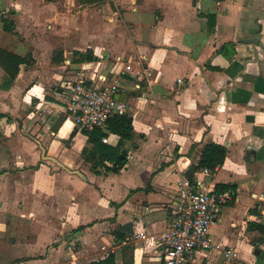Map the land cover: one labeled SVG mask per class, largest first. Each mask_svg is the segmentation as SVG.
<instances>
[{"label":"crops","instance_id":"obj_1","mask_svg":"<svg viewBox=\"0 0 264 264\" xmlns=\"http://www.w3.org/2000/svg\"><path fill=\"white\" fill-rule=\"evenodd\" d=\"M61 3L88 4L75 39L41 27L66 18ZM263 46L264 0H0V48L25 58L13 79L0 65V264L109 253L116 264H161L151 237L194 176L233 199L210 229L214 247L189 264H264L254 254L264 252ZM78 76L118 84L132 137L100 136L124 153L118 172L92 165L89 134L66 113L65 86ZM210 142L226 156L203 175L193 167ZM227 248L238 256L225 258Z\"/></svg>","mask_w":264,"mask_h":264},{"label":"built area","instance_id":"obj_2","mask_svg":"<svg viewBox=\"0 0 264 264\" xmlns=\"http://www.w3.org/2000/svg\"><path fill=\"white\" fill-rule=\"evenodd\" d=\"M124 69H131V65H125ZM137 73L150 75L146 68L137 70ZM65 88L66 113L80 130L103 129L106 120L121 111L115 98L118 90L115 82L98 85L78 76ZM107 140L106 136L102 137V141ZM201 171L203 175L209 173L206 167ZM204 183V177L194 176L190 181L178 184L180 200L174 206L168 227L158 239L151 237L154 243L161 244V264H189L199 250L214 247L209 237L210 229L223 206L233 199V191L206 189ZM136 237L148 239L147 234ZM222 253L225 258L238 256L229 248L223 249Z\"/></svg>","mask_w":264,"mask_h":264},{"label":"trees","instance_id":"obj_3","mask_svg":"<svg viewBox=\"0 0 264 264\" xmlns=\"http://www.w3.org/2000/svg\"><path fill=\"white\" fill-rule=\"evenodd\" d=\"M3 29L7 32L14 33V27L12 23L6 19H2ZM25 58L12 53L8 50L0 48V65L5 70L6 74L13 79L17 72L20 63L24 62ZM89 134V140L93 143L92 149L89 151V159L92 165L95 167L98 164H103L104 161L112 162L111 166L104 165L106 170L112 172H118L126 163L125 155L120 151L119 147H111L100 141V136L107 134L109 131L118 135L120 141L129 139L132 137V119L126 114H113L106 120V125L103 129H94L91 131L83 130ZM226 156V149L224 146L210 142L205 145L201 151L198 163L193 167L195 170L200 168H208L214 170L220 166ZM218 190L225 189L224 186L218 187ZM259 228L264 231L262 227ZM118 237V232L116 233ZM86 264H116L115 256L113 253H109L103 259L87 262Z\"/></svg>","mask_w":264,"mask_h":264},{"label":"rangeland","instance_id":"obj_4","mask_svg":"<svg viewBox=\"0 0 264 264\" xmlns=\"http://www.w3.org/2000/svg\"><path fill=\"white\" fill-rule=\"evenodd\" d=\"M78 5V4H76ZM88 4L82 6V7H88ZM81 7V8H82ZM71 8V10H70ZM81 8L78 7H74V6H69V5H64V4H60L58 6L59 11H63V13H66V18L65 15L62 16L61 19H57V20H46L45 22L42 23L41 27L43 29V32H45L46 34L49 31H53V30H57L58 32H65L66 29L69 30V32H71V35L73 36V38L75 39V35H76V30H80V24H81V13L82 12H78V10H80ZM90 8V7H89ZM82 10V9H81ZM72 20V21H71ZM66 24L69 26L66 27ZM45 34V35H46ZM63 39V36H57V37H53V41H55V43L60 44V41Z\"/></svg>","mask_w":264,"mask_h":264},{"label":"water","instance_id":"obj_5","mask_svg":"<svg viewBox=\"0 0 264 264\" xmlns=\"http://www.w3.org/2000/svg\"><path fill=\"white\" fill-rule=\"evenodd\" d=\"M263 50H264V46H263ZM254 254L259 255L261 258L264 259V252L261 251L258 247L254 248Z\"/></svg>","mask_w":264,"mask_h":264}]
</instances>
